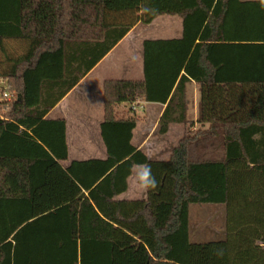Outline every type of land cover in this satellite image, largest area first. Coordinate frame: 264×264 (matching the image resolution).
Here are the masks:
<instances>
[{
  "label": "trees",
  "instance_id": "1",
  "mask_svg": "<svg viewBox=\"0 0 264 264\" xmlns=\"http://www.w3.org/2000/svg\"><path fill=\"white\" fill-rule=\"evenodd\" d=\"M23 1L0 0V77L14 93L0 103V264H114V244L132 241L148 264H188L189 239L181 259L172 237L207 204L226 206L228 264H264V0H56L50 36L23 35ZM165 15L183 18L182 38L146 40L144 79L112 81L106 102L164 104L160 134H185L152 161L131 144L137 121L109 114L110 159L88 183L61 165L66 122L47 115L137 24ZM140 164L157 187L117 200Z\"/></svg>",
  "mask_w": 264,
  "mask_h": 264
},
{
  "label": "crops",
  "instance_id": "2",
  "mask_svg": "<svg viewBox=\"0 0 264 264\" xmlns=\"http://www.w3.org/2000/svg\"><path fill=\"white\" fill-rule=\"evenodd\" d=\"M254 1V0H247ZM24 26L23 35L32 36L37 34L53 35L58 28V12L56 0H24L23 1ZM41 30V31H40ZM184 32L183 18L180 16H160L151 24H137L127 36L83 79L70 91L47 115L49 120H64L66 122V141L68 145V158L60 160L64 169L74 166L76 171L83 174L85 180L90 183L96 178L103 181L102 172L110 159L109 141L113 140V132L104 125L109 114H113L116 120H136L137 126L133 131L131 144L152 161L168 160L172 156L174 148L183 138L186 126L182 124H172L170 131L166 135H161L160 119L165 111L166 105L160 103H136L134 107H126L123 103L109 108L106 98L110 92L109 84L114 80H138L144 79V43L146 40H168L180 39ZM195 84V85H194ZM194 85L198 96L196 104H192L189 97L190 106L193 107L194 115L189 117L195 122L199 117V97L201 92L196 83ZM200 92V95H199ZM201 99V98H200ZM175 130L178 140L175 142L171 153L164 157H155L157 154L167 152L163 146V141L167 136H171ZM159 144H162L160 146ZM160 149V150H159ZM136 166V165H134ZM113 169H111L112 171ZM138 168L133 167L131 174L127 178V188L124 192L116 196L117 200L139 201L147 198V191L137 187L136 173ZM101 179V180H100ZM91 191L85 190L88 196ZM226 211V210H225ZM226 213L224 223L221 221V230L216 231L214 226L205 230L200 228L199 233L188 222V228L182 233L172 237L176 238V252L181 250L183 255L187 252V242L189 239V252L191 260L189 264H198L192 258V252L197 243H208L209 251L201 250V258L204 264H228ZM199 226V225H197ZM118 249H127L129 253H143L146 256L145 264L149 263L150 251L142 241L116 242L114 244V264L117 263ZM126 252V251H125ZM174 253V256L176 255ZM125 255V253L123 254ZM177 256V255H176ZM190 256V255H189ZM139 259V257H137ZM221 258V260H220ZM129 264L132 260L129 259ZM128 264V260L126 261ZM184 264L183 261L177 262ZM123 264L125 262L123 261Z\"/></svg>",
  "mask_w": 264,
  "mask_h": 264
},
{
  "label": "rangeland",
  "instance_id": "3",
  "mask_svg": "<svg viewBox=\"0 0 264 264\" xmlns=\"http://www.w3.org/2000/svg\"><path fill=\"white\" fill-rule=\"evenodd\" d=\"M195 85V84H194ZM194 85L189 86V94H190V101H192V104H196L197 101V96H198V92L196 89H194ZM199 87V86H198ZM200 95V92H199ZM189 98V97H188ZM201 96L199 97V101H200ZM126 107H130L129 103H123ZM190 116L194 115V111H193V107L190 106V112H189ZM176 140H178V134L176 136L175 130L172 132L171 136H167L164 141H163V146H165V148H160V149H165L167 150V152L161 153V154H157L155 155V157H164L167 156L171 153V148L175 147L173 145H175ZM162 144H159L160 146H162ZM159 149V150H160ZM144 153V152H143ZM128 186V184H127ZM226 206L224 205H213V204H207L204 206H198V205H194L190 207V211H189V220H190V224L194 227V229L196 230L195 232H198L197 234H201L199 233L200 228L202 229H206L207 227H211L214 226L216 231H220L221 230V221L224 223L225 220V213H226ZM199 225V226H197ZM190 243V242H189ZM210 246L208 245V243H197L195 250L192 252V258L195 262H197L198 264H204V258H201V254L198 253L199 250H201L203 253L209 251ZM126 251V252H125ZM125 253V255H123ZM130 255H127V249H118L117 251V263L116 264H123V261L125 262V264H127V260H128V264H129V259L132 260V264H145L146 262V256L143 253L139 254L137 252L133 253L130 252ZM177 257L183 259V257H181L183 255L181 250H178L177 252ZM139 257V259L137 258ZM190 257H191V253H190ZM191 260V258L189 259ZM221 260V258H220ZM223 261H219L218 263L221 264ZM189 264V263H188Z\"/></svg>",
  "mask_w": 264,
  "mask_h": 264
},
{
  "label": "clouds",
  "instance_id": "4",
  "mask_svg": "<svg viewBox=\"0 0 264 264\" xmlns=\"http://www.w3.org/2000/svg\"><path fill=\"white\" fill-rule=\"evenodd\" d=\"M259 134H254L253 139H257ZM138 168L139 171L136 173L137 187L141 190L147 191L150 189H155L158 185L155 177L152 175V170L150 164H140L134 166Z\"/></svg>",
  "mask_w": 264,
  "mask_h": 264
},
{
  "label": "built area",
  "instance_id": "5",
  "mask_svg": "<svg viewBox=\"0 0 264 264\" xmlns=\"http://www.w3.org/2000/svg\"><path fill=\"white\" fill-rule=\"evenodd\" d=\"M14 99V93L11 92L9 81L0 77V103L11 102Z\"/></svg>",
  "mask_w": 264,
  "mask_h": 264
}]
</instances>
